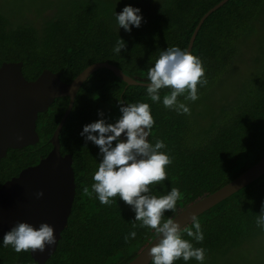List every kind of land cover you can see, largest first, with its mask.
Segmentation results:
<instances>
[{
  "label": "trees",
  "instance_id": "trees-1",
  "mask_svg": "<svg viewBox=\"0 0 264 264\" xmlns=\"http://www.w3.org/2000/svg\"><path fill=\"white\" fill-rule=\"evenodd\" d=\"M221 0H67L56 13L34 25L12 23L0 10V66L22 62L26 80L44 70L70 83L87 66L108 62L130 76L150 82L148 69L168 47L186 51L200 18ZM125 6L139 8L141 26L126 32L116 14ZM118 39L126 48L113 52ZM201 59L208 84L198 88L199 99L186 103L189 114H177L163 105L170 89L160 91L153 103L147 87L127 86L111 71L100 69L84 82L60 132V153L70 155L75 177V197L57 249L45 264H127L156 237L154 230L135 222V213L119 196L102 205L91 192L93 176L102 161L98 146L80 135L85 125L104 119L114 124L122 115L121 103H148L155 121L149 137L166 145L161 152L172 163L167 180L150 186V195H167L178 188L182 198L162 223L212 194L251 168L264 156V0H229L201 25L191 52ZM246 58L251 72L232 98L210 115L199 111L212 88L227 78L235 64ZM213 90V89H212ZM187 95V93H185ZM69 99L57 98L38 114L39 141L22 149H9L0 159V187L23 169L36 165L52 149L53 135ZM103 112L100 117L98 112ZM98 135V134H97ZM114 146V145H113ZM264 206V175L196 219L204 234L202 243L181 229V238L206 250L204 264H264V230L256 219ZM135 223V227L133 226ZM136 232L135 239L125 236ZM257 248V250L255 249ZM255 254L252 258L248 256ZM0 264H37L29 252L17 253L0 239ZM152 264V262L150 263ZM174 264H199L182 258Z\"/></svg>",
  "mask_w": 264,
  "mask_h": 264
},
{
  "label": "clouds",
  "instance_id": "clouds-1",
  "mask_svg": "<svg viewBox=\"0 0 264 264\" xmlns=\"http://www.w3.org/2000/svg\"><path fill=\"white\" fill-rule=\"evenodd\" d=\"M140 11L139 8L125 6L122 13L116 14L119 27L126 32H131L132 26L139 28L143 19ZM125 48V42L118 39L113 52L119 55ZM147 78L150 81L147 87L150 100L160 102V91L170 89V94L163 97V105L177 114L190 115V108L186 103L179 102L178 97L184 96L185 101L195 102L199 99L197 86L208 84L201 59L179 47L161 51L154 67L148 69ZM119 110L122 115L114 124L99 119L85 125L80 133L86 142L98 146L102 156L93 176L91 192L85 186L83 195L90 197L94 192L99 202L106 206H111L114 198L119 196L130 206L135 213V222L154 230L159 237V242L148 253L152 264H174L180 258L186 262L194 258L199 264H204V248H194L189 241L182 239L181 227L173 219L162 223L164 213L174 211L177 201L182 198L180 190L173 187L167 195L160 197L149 194L151 185L167 180L166 167L172 163L170 157L160 151L166 147L163 141L157 140L153 146L147 139L155 124L149 104L126 103L125 106L121 103ZM98 115L103 117L104 113L101 111ZM122 134H126V142L121 141ZM36 196L42 197L43 192H38ZM256 225L264 230V206L257 216ZM192 228L195 231L185 229L187 235L202 243L204 234L195 217L192 218ZM135 238L136 232L133 231L124 239L127 243ZM54 244V229L46 223L37 229L28 223L18 222L3 237L4 247L11 245L17 253L43 252L46 245Z\"/></svg>",
  "mask_w": 264,
  "mask_h": 264
},
{
  "label": "water",
  "instance_id": "water-1",
  "mask_svg": "<svg viewBox=\"0 0 264 264\" xmlns=\"http://www.w3.org/2000/svg\"><path fill=\"white\" fill-rule=\"evenodd\" d=\"M227 1L229 0H221L200 18L186 51L191 52L204 21ZM22 67V62H4L0 66V159L6 156L9 149L17 150L35 145L39 141L36 131L38 114L45 112L57 98L69 99L68 106L49 139L52 146L49 153L36 165L23 169L0 187V239L18 222L28 223L37 229L41 224H48L54 229L56 244L46 245L43 252L30 251L35 263L45 264L57 249L75 197L72 158L70 155H61L59 135L82 84L100 69L111 71L127 86L148 87L150 82L140 81L108 62L87 66L70 83L63 82L59 74L48 70H44L35 80L28 81L23 76ZM120 139L126 142V134H122ZM263 175L264 156L228 184L177 213L173 217L174 222L183 229L192 222L193 217H199ZM38 192H43V196L37 198ZM158 242L159 237L156 235L127 264H150L152 258L148 253Z\"/></svg>",
  "mask_w": 264,
  "mask_h": 264
},
{
  "label": "rangeland",
  "instance_id": "rangeland-1",
  "mask_svg": "<svg viewBox=\"0 0 264 264\" xmlns=\"http://www.w3.org/2000/svg\"><path fill=\"white\" fill-rule=\"evenodd\" d=\"M67 0H0V10H2L9 20L16 23L38 24L43 19L53 16L56 11L62 7ZM246 58H242L232 68L230 74L222 79L216 87L212 88L206 99L198 105L199 111L210 115L215 108L226 100L232 98L236 88L251 72V67L245 62ZM245 76V77H244ZM257 250V248L255 247ZM255 254L248 256L252 258Z\"/></svg>",
  "mask_w": 264,
  "mask_h": 264
}]
</instances>
